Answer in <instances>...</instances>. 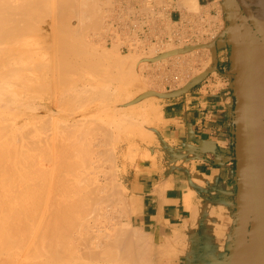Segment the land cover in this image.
I'll return each mask as SVG.
<instances>
[{"label": "crops", "instance_id": "0c3cea01", "mask_svg": "<svg viewBox=\"0 0 264 264\" xmlns=\"http://www.w3.org/2000/svg\"><path fill=\"white\" fill-rule=\"evenodd\" d=\"M243 1L264 13V0ZM171 7L173 21L222 12L228 28L215 43V62L232 73L234 88L213 93L201 81L163 101L160 131L170 153L145 159L127 179L129 226L156 244L177 230L196 241L204 230L226 229L220 241L236 243L237 258L197 254L192 264H264V31L239 0H173Z\"/></svg>", "mask_w": 264, "mask_h": 264}, {"label": "rangeland", "instance_id": "374dc122", "mask_svg": "<svg viewBox=\"0 0 264 264\" xmlns=\"http://www.w3.org/2000/svg\"><path fill=\"white\" fill-rule=\"evenodd\" d=\"M16 1H17V3H21V2H23V0H13V2L14 3H16ZM44 1H45V3H46V5L48 4V6H47V8H46V6H45V3H44ZM91 1V2H90ZM128 1V2H127ZM136 1L139 3V5H137V3H136ZM48 0V1H46V0H42V5L40 6V7H37V10H39V11H37L36 9H35V13H33V15H34V17H33V19L31 18V19H29V21L31 22L32 20H34V21H36L37 19V16H43V17H41V19H40V17H38V20H37V23L36 24H34V21H32V23H30V22H28V21H24V23H22V22H19L18 20V23L16 22V27L18 26L19 28V30H17V32H15L14 33V35H13V38H11L12 36L10 35V37L8 36V38H7V36L5 37V38H7V39H4V41H2V42H0V57H2V58H4L5 59V61L3 62L2 60H0V82L1 81H5L4 80V78L6 79V81H7V79H8V81L10 82V85H7V83H9V82H1L2 84V88L0 89L1 91H3L2 92V94H0V100H2L0 103V109L2 110L1 111V114L2 115H4V116H6V115H8V113L10 114V113H12V114H10V115H8V116H6L7 118L8 117H11L12 119L15 117V115H17V117H15L13 120H11V122H10V120H9V118L7 119L9 122H10V124L8 123V125L7 126H9V129H8V127L4 130V132L8 129L9 130V132H11V133H7L8 132V130H7V132H3V129L2 130H0V135H2V136H0V142H5V141H8V139H10L12 142V144H11V146H12V149L14 148V146L16 147V148H14L15 149V152H14V154L15 155H17V157H20L21 158V156H22V152L24 153L26 150H28V149H25L24 148V144L26 143L27 145V148H28V146H29V150L28 151H26L27 153L29 152V154H26V157H29V156H31V158H30V160L31 159H34V161L36 162L35 163V167H37L38 166V164L39 165H42L41 166V168H45V167H50V165H49V163H48V165H47V159H48V157H51V154H59V150H60V145L59 144H62V140L61 139H63V132H62V113L61 112H65L68 108H73V107H71V106H73L74 104H76L77 102L76 101H80V103L81 104H86L88 101V103L87 104H89V103H91L92 101H90V100H96V96H97V99L99 98V97H101V96H105V95H107V94H109V96H111L110 98H112V99H114L115 97H114V91H113V93L112 92H110V90L115 86L113 83H115L116 81H114L113 80V82H112V76L114 75V72L116 73V74H119V71H121V68L122 69H124V68H128V67H133L132 69L135 71V74H136V76H137V81H139V83H141V85H143V92L141 93V95L142 96H144L143 97V100H142V103H141V106H139L140 108L139 109H141V110H139V112H142L141 114H140V122H139V129L137 130V131H135V132H133L132 133V138H130L129 140H128V145L127 144H125L124 146H122L121 147V150H120V152L122 151V149L124 150V153L123 152H121L123 155V157H122V159H120L118 162H115L113 159L114 158H112V159H109V160H106V159H102L104 162H102L101 164H102V166L98 169L100 172H98V170H97V177L99 178V180H101V183H103V181H106V177H109L110 178V175L112 176V174H113V176H115V177H111L112 179L111 180H109V178H108V181L109 182H111L112 180V184H114V185H110V184H108V185H110V186H108L109 187V189H110V193L111 194H115L116 196H114V195H111V194H109L108 193V191L107 190H109L108 189V187H107V190H105V188L100 192L101 194H103V193H105L104 191H107L106 193H108V198H109V195H111L112 196V199L114 198V197H118V198H116V199H113L114 200V202H112V200H111V198L110 199H108L109 200V202L111 203H107L106 201H107V198H105L106 199V201H101V199H102V197L104 196V195H106V193L104 194V195H101V194H99V195H101L100 197H101V199H100V205H99V210L101 211L99 214H96L95 216H92L91 217V215H90V217H89V215L87 216H84L83 218H84V223L86 222V224H84V223H82V221L81 220H83V218H82V216H81V219L79 218V221H81V222H79L80 224H81V226H80V224H79V231L80 230H82V233L81 234H79V236L82 238V234H85V232H86V235H88L89 234V236L91 237V235H90V233H91V231H92V235H94L97 231H98V233H96V234H100V232H99V229L97 228V227H101V230H102V234H103V232L104 233H106V231L108 232H110V234H109V232L108 233H106V235H108V238L109 237H111V241H113V239H114V241H115V238H114V234L117 232H115V233H113L116 229L119 231L120 229H124L123 231H127V233H129L127 236L128 237H130L131 238V241H132V243H131V246H132V248L134 249V251L132 252V251H128L127 252V249H126V252H127V254H128V258H129V255H131L130 257L131 258H133V259H135V260H132V261H134L133 262V264H143L142 263V259H143V256H145L144 258L145 259H147V264H152L153 262H156V260H157V257H158V255L156 254L157 252H156V249H157V244L155 243V240L153 239V238H151V237H149V236H147L146 235V237H143V236H145V235H143V234H141V233H139L138 231H136V230H133L130 226H129V223H128V219H129V215H130V210H129V206H128V204H127V200H128V190H127V185H126V181H127V179L128 178H130L131 177V173H133L135 170H137L138 169V166L140 165V163L141 162H143L145 159H148V158H153V157H155L156 156V154L158 153V154H162V153H170V150H168L167 148H166V143H165V139L163 138V136H162V133H161V131H160V124H161V122H162V116H163V112H164V104H163V101L164 100H166V99H168L171 95H172V92L171 91H169V88H166L165 87V85L162 83V82H160V80L159 79H157V77H152V74H150L149 73V71L150 70H147L146 69V67L145 68H143L142 66L144 65V63L145 62H151V61H149V59L148 58H150V55H148V56H142V54L141 53H138V52H131V50H127V49H125L124 47H122V46H118V45H110V43H109V41H108V39H107V37H108V35H109V33H110V23H109V19L110 18H112V19H114V20H117V21H120V22H122V24H126L127 22H129L130 21V16H132V15H137L136 13L138 12V10H139V8L141 7V3H143V1H145V0H140V2H139V0ZM110 3V5H109V3ZM136 4H135V3ZM44 3V4H43ZM55 3V4H54ZM122 3H126V5L129 7V9L125 12V11H123V9H121L122 7ZM128 3V4H127ZM64 4V5H63ZM68 4V5H67ZM133 4V5H132ZM66 5V6H65ZM66 8H65V7ZM89 6V7H88ZM97 6V7H96ZM131 6V7H130ZM94 7V8H93ZM106 7V8H105ZM43 8V9H42ZM62 8V9H61ZM93 8V9H92ZM110 10H109V9ZM133 8V9H132ZM137 8V9H136ZM191 8H194V6H191ZM49 10V12L47 11V10ZM64 9V10H63ZM70 9V10H69ZM111 9H112V12H111ZM115 9V10H114ZM58 10H60V11H58ZM88 10H89V12H88ZM93 10V11H92ZM83 11V12H82ZM102 11V12H101ZM37 12L39 13V15L37 14ZM40 12H42L43 13V15L40 13ZM48 12V13H47ZM59 12V13H58ZM90 12L91 13H93V14H90ZM104 12V13H103ZM132 12V13H131ZM47 13V14H46ZM55 13V14H54ZM69 13H70V15H69ZM82 13V14H81ZM85 15H84V14ZM128 13V14H127ZM134 13V14H133ZM54 14V15H53ZM62 14V15H61ZM65 14H67V15H65ZM77 14V15H76ZM124 14V15H123ZM262 14V13H261ZM48 15V16H47ZM63 15H65V16H63ZM92 15V16H91ZM262 15H264V13L262 14ZM47 17V18H45V17ZM60 16H63L64 18H63V23H64V25L62 24V21H61V18H60ZM71 16V17H70ZM50 17V18H49ZM59 17V18H58ZM68 17H69V19H68ZM90 17H92V19L90 18ZM122 18V19H121ZM129 18V19H128ZM36 19V20H35ZM43 19V20H42ZM68 19V20H67ZM88 19V20H87ZM94 19V20H93ZM55 20V21H54ZM57 20L59 21L58 23H56L57 22ZM83 20H85V21H83ZM104 20V21H103ZM126 20V21H125ZM39 21V22H38ZM45 21V22H44ZM91 21H93L92 23H95V24H92L93 25V27H91V24H90V27L87 29V30H84V32H82L83 31V29L85 28V26L84 25H86V24H89ZM98 21V22H97ZM55 22V23H54ZM97 22V23H96ZM101 22V23H100ZM107 22V23H106ZM20 23V24H19ZM44 23V24H43ZM60 23V24H59ZM68 23V25H66V24ZM17 24H19V25H17ZM26 24V25H25ZM29 24H30V27H29ZM31 24L32 25H34V27L33 26H31ZM53 24L56 26V27H54L53 26ZM80 24V25H79ZM101 24V27L99 26ZM22 25H24V26H22ZM58 25H60V27L58 26ZM62 25H63V29H62ZM73 25V26H72ZM94 25H96V26H94ZM20 26H22L23 27V30H24V28L26 29V30H22V31H20V29H22V27H20ZM50 26V27H49ZM51 26H53V28L51 27ZM58 27H59V29H58ZM70 29H69V28ZM80 27H81V29H82V31H81V29H80ZM84 27V28H83ZM37 28H39V29H37ZM65 28V29H64ZM68 28V30L69 31H67L66 29ZM100 28V29H99ZM31 31H30V30ZM44 29V30H43ZM51 29H52V31H51ZM72 29H73V31H72ZM86 29V28H85ZM32 30H33V32H32ZM63 30H65V31H63ZM71 30V31H70ZM20 31V32H19ZM27 31V32H26ZM38 32V34H37V32ZM58 31H59V33H58ZM80 31V32H79ZM34 32H36V33H34ZM43 32V33H42ZM53 32V33H52ZM55 32H57V33H55ZM64 32V33H63ZM21 33V36L22 35H28L29 36V33L30 34H32V35H30V36H32L33 38H31L30 36H29V40L28 39H26L27 38V36H25V38L23 39V38H18L16 41L18 42H15V38H16V36L18 35V37H20L19 36V34ZM23 33V34H22ZM62 33V35H60ZM83 33V34H82ZM15 34H16V36H15ZM51 34H53L52 35V37H51ZM59 34V35H58ZM65 34H68V36L67 35H65ZM73 34V35H72ZM85 34V35H84ZM101 34V35H100ZM35 35V36H34ZM43 35H48L49 36V39L47 40V41H43V40H41V37L43 36ZM80 35V36H79ZM100 35V36H99ZM103 35V36H102ZM15 36V37H14ZM55 36V37H54ZM58 36V37H57ZM60 36H62V37H60ZM96 36V37H95ZM24 37V36H23ZM76 37V38H75ZM81 37V38H80ZM31 38V39H30ZM60 38H62L61 40H60ZM63 38H64V41L65 42H62L63 41ZM9 39H12V42H10L9 41ZM54 39V40H53ZM67 39V40H66ZM80 39V40H79ZM81 39H83V40H81ZM79 41V42H78ZM95 41V42H94ZM103 41V42H102ZM9 42V43H8ZM68 43L69 45L68 46H70L71 48H73L74 49V47H73V44L75 45V51H78V50H80L81 48H79L80 46H82L83 45V43H84V47L83 48H86L87 49V52L89 51V52H91L90 54H89V52H88V54L89 55H91V59H88L87 58V62L85 61L86 59L84 58H82V56H81V58L79 57H77L76 59H78V65H80V69H77V71L79 70V72H78V75H79V77H81L80 79H82V80H79V85L77 84V85H72L71 87L73 88V91H72V88H71V92H69V94H67V95H60L59 97H54V94L55 93H59L61 90H62V87H64L65 88V85H66V83H67V81H64L63 79H61V78H59L60 77V75L61 74H57V73H60V72H55V71H53V72H49L50 74H47V75H49V76H47V75H40V71H39V73L38 72H36L37 70H35V71H28V69H27V71L25 70V66H27V68L29 67V68H32L33 66H34V64H33V62H32V59L33 58H36L37 56H39L41 53H43L42 51H45V52H47V55H49V58H48V60H50L51 61V59H56L57 60V58H60V57H62V55H65V54H67V53H70L71 52V54L72 53H75V51L73 50V49H71L70 47L69 48H67V46L65 47L66 48V51H67V49H71L70 50V52L69 51H65L64 49H63V51H62V46H63V43H64V45H66L65 43ZM17 43V45L15 46V44ZM53 43V44H52ZM73 43V44H72ZM62 44V45H61ZM71 44V45H70ZM25 45V46H24ZM41 45H43V46H41ZM49 45V46H48ZM77 45H78V50H76V47H77ZM37 46H38V48H37ZM42 47V50H40V48ZM55 46V47H54ZM57 46H59V47H57ZM40 47V48H39ZM43 47H46V48H43ZM49 47V48H48ZM61 47V48H60ZM176 46H172L171 48H175ZM25 48V49H24ZM55 48V49H54ZM59 48V49H58ZM19 49H20V51H19ZM177 49V48H176ZM72 50L74 51V52H72ZM66 52L65 54L63 53V52ZM21 53V54H20ZM63 53V54H62ZM87 54V55H88ZM21 55V56H20ZM74 55V54H73ZM92 56H94V58H92ZM7 57H9V58H7ZM17 57H18V59H17ZM144 58V59H143ZM7 59H8V62H7ZM14 59H16V60H14ZM20 59V60H19ZM82 59H83V62L85 61V65H83L82 63ZM93 59V60H92ZM95 59L97 60V61H100L99 63L100 64H98L97 63V61H95ZM92 60V61H95L96 63H97V65H95V62H94V65L92 64L91 66L90 65H88V64H90V61ZM105 62V63H104ZM7 64V65H4V64ZM81 63V64H80ZM119 63V64H118ZM87 64V65H86ZM111 66H110V65ZM120 64H123V65H120ZM2 65L4 66V68L2 69ZM82 65L85 67L86 66V68L89 66L90 67V69L89 68H87V71H85L84 69H86V68H83L82 69ZM116 65V66H115ZM94 66H96V67H94ZM98 66H100V67H98ZM101 66H103V67H101ZM108 66V70L107 69H105L106 67ZM110 66V67H109ZM114 66L116 67V68H114ZM122 66H125V67H122ZM17 67H19V68H17ZM93 67L94 68H100L99 69V72H101V73H103L102 74V76H95L96 74H98V75H100L101 73H99L98 71H97V69H94V70H92L93 69ZM105 67V68H104ZM15 68V69H14ZM23 68V70H21V72H20V69H22ZM9 69H11V71H8ZM12 69H14V70H16V71H13ZM19 69V70H18ZM91 71V73L92 74H89V70ZM102 69V70H101ZM110 69H112L111 71H110ZM119 70V71H117L116 72V70ZM7 70V72L5 73L7 76H2L1 75V73H4V71H6ZM101 70V71H100ZM107 70V72H108V74L106 75V76H104L106 73L105 72H103V71H106ZM19 71V73L18 74H16L17 72ZM25 71L28 73H25ZM80 71H82V73L84 72L86 75L88 74V76L89 75H91L92 77H95V78H92L91 79V77L89 78L88 76H85V77H82L83 75H85L84 73H83V75H81L82 73H80ZM10 72H12V73H14L15 75H17V77L16 76H14L12 73H10ZM30 72H32V74H30ZM86 72H88V73H86ZM94 72V73H93ZM95 72H98V73H95ZM8 73V74H7ZM10 73V74H9ZM20 73H22V74H20ZM5 74H3V75H5ZM11 74L13 75L12 77H11ZM110 74V75H109ZM8 75H10V76H8ZM40 75V76H39ZM109 75V76H108ZM112 75V76H111ZM229 75H232V73L230 74L229 73ZM28 76V77H27ZM3 77V78H2ZM8 77V78H7ZM26 77V78H25ZM70 77V76H69ZM89 79H88V78ZM101 77H103V78H101ZM105 77H107V79H109V81H111V83L110 82H108V80L107 79H105ZM109 77V78H108ZM20 80V83H19V80ZM84 78V79H83ZM86 78V79H85ZM100 78L101 79H104V80H107V82H105L104 80V82L105 83H103V81L101 82L100 81ZM111 78V79H110ZM61 79V80H60ZM66 80H68L67 78H65ZM99 81H98V80ZM162 79V78H161ZM16 80H18V81H16ZM63 80V81H62ZM93 80V81H92ZM13 81H15L14 82V84L12 83ZM70 81H71V77H70ZM95 81V82H94ZM163 81V80H162ZM16 82H18V83H16ZM21 82H22V84H21ZM23 82H24V84H23ZM25 82H27V84L25 83ZM65 84L64 86H62V84L63 83ZM97 82V83H96ZM100 82V83H99ZM4 83H6V84H4ZM30 83V84H29ZM4 84V85H3ZM15 84H17V86H19L20 84H21V86H19L20 87V89L16 86V87H14L15 86ZM19 84V85H18ZM97 84H100V85H98L97 86ZM114 86H113V85ZM85 85V86H84ZM107 85V86H106ZM108 85H110V86H108ZM232 85H233V88H234V83H233V79H232ZM7 86H9L8 88H10L11 90H9L8 88H7ZM11 86V87H10ZM24 86H26L27 88H23ZM31 86V87H30ZM87 86V87H86ZM101 86V87H100ZM98 87V88H97ZM102 87H107V88H104V90L106 89H108L109 87V92H107L106 90L104 91L103 89H102ZM112 87V88H111ZM162 87V88H161ZM5 88V89H4ZM29 88H30V90H29ZM99 88L101 89V90H99ZM3 89V90H2ZM9 91H8V90ZM15 89H17V91L14 90ZM26 89V90H25ZM31 89H33V91L31 90ZM79 89V91H77ZM85 89L87 90V91H85ZM90 89L92 90V91H90ZM21 90H24V92H26L25 94H21L20 92H23V91H21ZM60 90V91H59ZM84 90V91H83ZM93 90H95V92L93 91ZM96 90H98V91H96ZM104 92H103V91ZM6 91V92H5ZM20 91V92H19ZM27 91H30V92H28L27 93ZM38 91V92H37ZM84 93H86V94H88V95H86V96H84V94H83V92ZM102 91V92H101ZM32 92V93H31ZM37 92V93H36ZM77 92L79 93L77 96H75L76 94H77ZM94 92V93H93ZM97 92H98V94H97ZM101 92V93H100ZM107 92V93H106ZM81 93V94H80ZM91 93H93V95H95V96H93ZM96 93V94H95ZM104 93V94H103ZM146 93V94H145ZM153 93V94H152ZM156 93V94H155ZM3 94H5L4 96H3V98L4 99H6V100H3V98H2V95ZM9 94V95H8ZM10 94H11V96H13L12 98H8V97H6V95L7 96H9V97H11L10 96ZM27 94V95H26ZM83 94V97L81 96ZM100 94V95H99ZM116 94V93H115ZM90 95V96H89ZM93 97H92V96ZM22 97V98H21ZM82 97V98H81ZM2 98V99H1ZM54 98V99H53ZM75 98H77L76 99V101H74V99ZM79 98V99H78ZM22 99L24 100L23 101V103L21 104V101H22ZM62 99V100H61ZM9 100H11L10 101V104H9ZM21 100V101H20ZM82 100H83V102H82ZM6 101V102H5ZM12 101H13V103H12ZM17 101V102H16ZM52 101V102H51ZM62 101V102H61ZM19 102V103H18ZM74 102H76V103H74ZM80 103H79V107H80ZM6 104V105H5ZM17 104V105H16ZM19 104V105H18ZM47 105L48 106V108H45V109H43V106L40 108V109H36V107L37 106H39V105ZM52 104V105H51ZM61 104V105H60ZM3 105V106H2ZM10 105V106H9ZM22 105H23V107H22ZM5 106V107H4ZM31 106V107H30ZM56 106V107H55ZM25 107V108H24ZM55 107V108H54ZM60 107V108H59ZM3 108H4V111H3ZM7 108H9L10 109V111H12V112H9V110L7 111L6 109ZM16 108H17V110H18V112L16 111ZM24 108V109H23ZM33 108H35L34 110H33ZM53 108V109H52ZM13 109V110H12ZM36 110V111H35ZM81 109H79V111H80ZM14 112H17V113H15V115H13L14 114ZM20 112V113H19ZM68 112H69V110H68ZM4 113V114H3ZM6 113V114H5ZM29 113V114H28ZM28 116V117H27ZM5 118V117H4ZM36 118V119H35ZM48 120V121H47ZM59 120H60V123H59ZM13 121V122H12ZM16 121V122H15ZM29 121H31V122H29ZM15 122V123H14ZM24 122V123H23ZM28 122V123H27ZM40 122V123H39ZM44 122V123H43ZM57 122V123H56ZM49 123V124H48ZM144 123V124H143ZM20 124V125H19ZM11 125V126H10ZM13 125V126H12ZM15 125V126H14ZM60 126V127H59ZM143 126V127H142ZM41 127V128H40ZM43 127V128H42ZM59 127V128H58ZM28 128V129H27ZM42 129V130H40V129ZM35 129V130H34ZM48 129V130H47ZM53 129V130H52ZM16 132H15V131ZM45 130V131H44ZM47 130V131H46ZM61 130V131H60ZM26 131H28V132H26ZM37 131V132H36ZM41 131V132H40ZM43 131V132H42ZM1 132H3V133H1ZM13 132H15V135H16V139H15V137H14V134H13ZM35 132V133H34ZM51 132V133H50ZM24 133H25V135H24ZM28 133V134H27ZM37 133V134H36ZM43 133H44V135H43ZM3 134H4V137H3ZM13 135L12 136V138L14 137V139H15V141H14V139H11V138H8L9 136H11V135ZM30 134V135H29ZM6 135H9V136H7L6 137ZM29 135V136H28ZM39 135V136H38ZM50 135V136H49ZM26 136H27V138H26ZM43 136H44V138H43ZM48 136V137H47ZM58 136H59V138H58ZM38 137V138H37ZM4 138H8L7 140L5 139V140H2V139H4ZM26 138V139H25ZM50 138V139H49ZM36 139V140H35ZM42 139V140H41ZM52 139H53V141H52ZM60 139V140H59ZM2 140V141H1ZM35 140V141H34ZM38 140V141H37ZM48 140V141H47ZM32 141V142H31ZM37 141V142H36ZM42 141H44V142H42ZM50 141H51V143H50ZM57 141V142H56ZM28 142H30V144L28 143ZM53 142V143H52ZM55 142H56V145H55ZM58 142H60V143H58ZM6 143V142H5ZM31 143H33L34 144V146H33V144H31ZM36 143V144H35ZM44 143V144H43ZM48 143H50V144H48ZM58 143V144H57ZM116 143H117V145H116ZM6 144H8V147L10 146L9 145V141L6 143ZM14 144V145H13ZM43 144V145H42ZM45 144H46V146H47V149H46V147H44L45 146ZM118 144H120L119 143V140H117V141H115V148H117V147H119V145ZM130 144H132L131 146H130ZM23 145V146H22ZM35 145H36V147H35ZM38 145H40V146H38ZM59 145V146H58ZM11 146L9 147V149L11 148ZM21 146V147H20ZM38 146V147H37ZM43 148H45V150L44 151H42L41 150V148L42 147ZM51 146L53 147V150H52V148H51ZM117 146V147H116ZM19 149H18V148ZM31 147V148H30ZM32 147H33V150H31L32 149ZM34 147L36 148V150L34 149ZM54 147H56V149L54 148ZM20 148H23L22 150H25V151H22V150H20ZM38 148H39V150H38ZM58 148V149H57ZM132 149V153H131V149ZM12 149H10V150H12ZM126 149H128V151L126 150ZM17 150H20V153L19 154H17L18 153V151ZM41 150V151H40ZM48 150V151H47ZM118 152H119V150H118V148L116 149ZM135 150V151H134ZM14 150H12V152H13ZM16 151H17V153H16ZM22 151V152H21ZM46 151V152H45ZM55 151V152H54ZM25 152V153H26ZM54 152V153H53ZM32 153V154H31ZM40 155H38V154ZM47 153V154H46ZM49 153V154H48ZM51 153V154H50ZM42 154V155H41ZM45 154V155H44ZM14 155V156H15ZM23 155H25V154H23ZM27 155H29V156H27ZM49 155V156H48ZM38 156V157H37ZM17 157H13L12 158V162H14L15 163V165H17L16 163V158ZM23 157V156H22ZM36 157V158H35ZM45 157H46V160H45ZM95 157V155H93L92 156V159ZM19 158V159H20ZM27 160H28V158H26ZM41 159V160H40ZM43 159V160H42ZM18 160V159H17ZM23 160V164H25V162L27 161V160H25V156L20 160V162ZM25 160V161H24ZM30 160H28V163H33V161L32 162H30ZM113 160V161H112ZM45 162V163H42V162ZM19 162V161H18ZM39 162V163H38ZM8 163V162H7ZM10 163V162H9ZM22 163V162H21ZM21 163H19V167L17 166V170H18V172H15V173H17V175L16 174H13V173H11V176H9L7 179L8 180H10V181H7L6 180V183H4L5 181V178H3V177H0V192L1 191H4V190H2L3 188H2V186L4 185L7 189H6V191L8 190L9 192H6V191H4V192H1L0 194V198L1 199H3L4 200V196H6V197H13V198H7L6 199V197H5V199L6 200H4V201H10V202H12V203H14L15 205H16V207H15V205L13 204V206H12V204H10L9 205V209H10V206H12L14 209H16V210H20V209H18V207H20L21 208V210L20 211H23L22 209L23 208H25L26 206H27V204L26 203H28V206H29V208H28V210H26L27 208H25V211H24V213L23 212H20V213H23L24 215H22V214H20V215H22L23 217H27L26 216V213H28V211H30L31 212V210L33 209L32 208V206L34 205V203H36V206L39 204V202H38V200H39V197H41L42 195H41V193H42V191H43V189H42V187L44 186V185H46V184H44L45 182L42 180V179H39V181L41 182H43V185L41 186V189H40V185H38V187H35V186H37L36 184H35V182L36 181H32L30 178H32V177H34L33 178V180H36L37 178H41V174L39 173V172H41V168H40V166H38V168H35L33 165V167L37 170V169H39L40 168V170H37V171H35L34 172V168L33 169H30V167H32L30 164V166L28 165H24V167H23V165L21 164ZM41 163V164H40ZM104 164V165H103ZM47 165V166H46ZM22 166V167H21ZM26 166V167H25ZM29 167V169L33 172V174H35L36 173V175H30V173L31 172H29L30 170L28 169L27 171H26V169L25 168H28ZM48 167V168H49ZM21 168V169H20ZM22 168H24L25 169V171H26V173L27 172H29V174L28 175H30V178L29 177H26L27 176V174L25 175V174H23V173H21L20 174V171L22 170ZM50 168H52V165H51V167ZM20 169V170H19ZM104 169H105V171H104ZM101 170H102V172H101ZM111 170V171H110ZM39 171V172H38ZM22 172H23V170H22ZM37 172H38V176H37ZM106 172H107V174H106ZM110 172V173H109ZM102 173V174H101ZM105 173V174H104ZM12 174L13 175H16L15 177H20L19 179H18V177H17V179H18V181H19V187H17V189H16V186H17V183H16V181L14 182L13 180H15L14 178H13V176H12ZM22 174H23V176H22ZM32 174V173H31ZM39 174H40V176H39ZM105 175V176H104ZM32 176V177H31ZM91 176H92V174H91ZM10 177H12V178H10ZM26 177V178H25ZM37 177V178H36ZM36 178V179H35ZM113 178H115V179H113ZM4 179V180H3ZM21 180L24 182V183H26V182H30V183H34L33 185H34V187L35 188H37V190H40V191H37V192H33L32 191V184H31V186H29L30 184L29 183H26V185L27 184H29V185H27L28 186V191H29V188H30V190H31V192L33 193V194H30V192H29V194H30V197H27L26 195H24V197H27V198H24L23 199V194H22V196H21V198H20V195H21V190L23 191V190H26L25 189V187H21V186H23V184L21 183ZM26 182H25V181ZM28 180V181H27ZM30 180V181H29ZM3 181V182H2ZM13 181V182H12ZM17 181V182H18ZM39 181H37V184H42V183H39ZM115 181V182H114ZM12 182V183H11ZM4 183V184H3ZM7 183H10V184H12V186H9V184H7ZM14 183V184H13ZM16 183V184H15ZM22 184V185H21ZM49 185H50V183H48ZM8 187H7V186ZM15 187H14V186ZM21 185V186H20ZM24 186H25V184H24ZM113 188H112V187ZM11 187V188H10ZM13 187V188H12ZM45 187V186H44ZM47 187V188H46ZM46 193L48 194V192H49V186L48 185H46ZM113 189V191L111 190V188ZM115 187V188H114ZM9 188V189H8ZM21 190H20V189ZM119 188V189H118ZM14 189V192L15 193H17V195H19V193H20V195H19V201L20 202H26L25 204H26V206H25V204H24V206H23V204L22 203H20V202H18V204L20 205H18V207H17V200H18V197H17V195L15 196V195H13V194H15V193H11V190H13ZM16 189V190H15ZM19 189V190H18ZM118 189V190H117ZM16 191H19V192H16ZM27 191V192H28ZM13 192V191H12ZM25 193H26V191H24ZM40 192V193H39ZM44 192V191H43ZM4 193V194H3ZM10 193V194H9ZM38 193V194H37ZM26 194H28V193H26ZM29 194H28V196H29ZM36 194V195H35ZM43 194V193H42ZM47 194H45V192H44V194H43V199H41L40 200V202L43 200H45L46 199V197H48V195ZM4 195V196H3ZM11 195V196H10ZM40 195V196H39ZM45 195H47V196H45ZM2 196V197H1ZM35 197V202H34V197ZM37 196H39V197H37ZM107 196V195H106ZM105 196V197H106ZM110 196V197H111ZM36 197H37V199H36ZM45 197V198H44ZM17 198V199H16ZM0 199V200H1ZM23 199V200H22ZM27 199V200H26ZM30 199V200H29ZM16 200V201H15ZM25 200V201H24ZM29 200V201H28ZM37 200V201H36ZM118 200H119V202H118ZM32 201L34 202V203H32ZM43 201L41 202V203H43ZM103 202V203H102ZM104 202L107 204H104ZM33 205H32V204ZM123 203V204H122ZM102 204H104V205H102ZM109 204V205H108ZM43 205L44 204H41L40 205V207H42L43 209L45 208V207H43ZM106 205V207H108L109 206V208H111L110 210H109V212L107 213V214H105L104 215V217H101V215H103V214H101V213H103L104 211H105V208L106 207H104ZM22 206H23V208H22ZM27 206V207H28ZM6 206H4V207H0V215L2 216L3 214H4V212L6 213L7 211H9V209H8V206L5 208ZM39 207V205L37 206V210H36V207L34 206V211H32L33 213H32V215H34V217H35V215H36V212L38 213V212H40V211H42L41 209L42 208H40ZM2 208V209H1ZM32 208V209H31ZM101 208V209H100ZM8 209V210H7ZM29 209H31V210H29ZM40 209V210H39ZM112 209H113V211H112ZM3 210V211H2ZM39 210V211H38ZM2 212V213H1ZM29 212V213H30ZM43 213H44V210L41 212V214H42V216H43ZM115 213V214H114ZM39 214V215H38ZM37 215L38 216H41L40 215V213H38ZM31 215V216H32ZM36 215V217H38ZM110 215V216H109ZM0 216V217H1ZM22 216H20V221H22V220H24L25 218H22ZM42 216H41V219H42ZM109 218H108V217ZM89 217V218H88ZM97 217H100V218H97ZM105 217H107V219H105ZM88 218V220H86L85 221V219H87ZM102 218H103V220H102ZM31 219V225L30 226H32L31 227V232L28 230V229H30V228H28V227H30L29 226V224H30V220H28V226H27V232H25L24 231V233H20L21 231H20V229H22L23 227V225H22V222H21V225L19 226L18 225V221H16L15 222V230L18 232V234H17V232H14V234H15V238H14V243L13 244H11V248H12V246H14V248L13 249H10V250H2V252L3 253H1V246H2V244H3V240H2V235H1V233H2V231L4 230V229H2V228H0V237H1V240H0V253L2 254V257H0V264H9L10 262V264H15V261H16V263L18 264H57V263H59V264H77V263H79V260H81L80 262V264H99V263H104L105 261L107 262H105L104 264H122V262H123V264H125L126 262H125V260L124 259H119L118 260V256L120 255L119 253H120V251H118V248H116L117 250H115V248H114V251H115V254H116V257H113L114 255H111L110 256V254L108 253V256H106V257H102L100 260H98V259H94V257H90L91 259L89 260V256L86 258V256L84 255V254H82L81 255V253L79 252V254H73V253H71L72 254V256H73V258H72V256L71 255H69V257L70 258H67L66 256L64 257V258H66L65 260L66 261H64V263H63V261H61V262H58V261H56V260H53V259H51L52 257H51V255L49 254V250H47V252L46 251H44V249L43 250H41L42 248H43V246L45 247V248H47L46 246H45V242L46 241H44V240H46V234H44V233H42V232H45V228H46V226H44V230H43V228H42V225L40 226V224H42L40 221H42L41 219H40V221H37L39 218H37V219H34L33 217L32 218H30ZM34 219V220H33ZM43 219H44V216H43ZM89 219H92V220H89ZM101 219V220H100ZM35 220L37 221V222H39V223H34L35 222ZM94 220V221H93ZM44 221V220H43ZM42 221V222H43ZM93 221V222H92ZM96 221H97V225L95 226V224H96ZM99 221L101 222V223H99ZM33 222V223H32ZM87 222H89V223H87ZM17 223V224H16ZM23 223H24V221H23ZM43 223H45V222H43ZM91 223V224H90ZM98 223H99V225H98ZM19 224H20V222H19ZM32 224H35L36 225V227L39 225L41 228H42V230L41 229H39V230H41V234H43L42 236H43V238H44V236H45V238H44V240H40L41 241V243H42V247L41 246H39L40 247V249H39V247L37 246V248L39 249V251H38V249L34 246L35 244H37V245H39L40 243H38L37 241H39V240H36L38 237H39V234L40 233H38V231L39 230H36V229H38V227L36 228V229H34V227L33 226H35V225H32ZM89 224H90V227H89ZM94 224V225H93ZM104 224V225H103ZM121 224V225H120ZM45 225V224H44ZM82 225L83 226H85V227H83L82 229H81V227H82ZM100 225H102V226H100ZM18 226H19V228H18ZM108 226V227H107ZM110 226H114L113 228H112V230L110 229L111 227ZM22 227V228H21ZM102 227H103V229H102ZM119 229H118V228ZM91 229V230H89V229ZM115 228V229H114ZM131 228V229H130ZM18 229V230H17ZM34 229V230H33ZM87 230V231H90V233H88L87 231H85V230ZM98 229V230H97ZM2 230V231H1ZM24 230V229H23ZM23 230H22V232H23ZM83 230L85 231V232H83ZM95 230V231H94ZM97 230V231H96ZM105 230V231H104ZM122 230H120V231H122ZM131 230V231H130ZM36 231H37V233H38V237L36 236V237H34L35 235L34 234H37L36 233ZM29 232V233H28ZM40 232V231H39ZM218 230L217 229H215V230H213V232H211V233H213V236H214V234H218ZM21 235H20V234ZM27 233L29 234V235H27ZM80 233V232H79ZM203 233H204V236L202 237V239H203V241H205L209 236V234H210V232H205V230L203 231ZM23 234H25V235H27V237L25 238V237H23ZM95 234V235H96ZM112 234V235H111ZM131 234L132 235H135V236H131ZM34 235V236H33ZM85 235V236H86ZM109 235H111V236H109ZM113 236V237H112ZM139 236V237H138ZM18 237V238H17ZM29 237V242H28V240L26 241V239ZM32 237H33V239H32ZM88 237V236H87ZM87 237H85V241H86V243H93V242H90L91 240H89V242H87ZM93 237V236H92ZM95 237V236H94ZM93 237V238H94ZM135 237V238H134ZM23 238V239H22ZM35 238V239H34ZM93 238H88V239H93ZM113 238V239H112ZM145 238V240H143ZM150 238V239H149ZM19 239V241L17 242L16 240H18ZM21 239V240H20ZM39 239H42V238H39ZM152 239V240H151ZM24 240V241H23ZM37 242H35V241ZM107 240H110V238L109 239H107V236H106V238H105V242H107L108 244L109 243H111L110 241H107ZM135 240H137V241H135ZM139 240V241H138ZM148 240V241H147ZM151 240V241H150ZM39 241V242H40ZM83 240H81V242H82ZM113 241V244H115V242ZM145 241V242H144ZM149 241H150V243L153 241V244L152 245H150L149 244ZM26 242V243H25ZM28 242V243H27ZM168 243H169V246H170V244H172V242L173 241H171V238H169V240L167 241ZM15 243H16V245H15ZM19 243V244H18ZM34 243V244H33ZM83 243V242H82ZM26 244V245H25ZM84 244H85V242H84ZM88 244V245H89ZM142 244V245H141ZM145 244H146V246H145ZM47 245V244H46ZM138 245V246H137ZM157 245V246H156ZM16 246H18L17 248H19V249H17L16 248ZM20 246V247H19ZM116 246V245H115ZM134 246V247H133ZM145 246V247H144ZM150 246H152V247H150ZM29 247V248H28ZM36 248V249H34V248ZM141 247V248H140ZM143 247V248H142ZM150 247V248H149ZM15 248H16V250H15ZM21 248V249H20ZM137 248H139V250L141 251L142 250V252H140ZM34 249V250H33ZM48 249V248H47ZM123 249V248H122ZM137 249V250H136ZM148 249L150 250V251H148ZM46 250V249H45ZM135 250H136V252H135ZM145 250V251H144ZM158 250V249H157ZM33 251H35L36 253H38L37 255H36V253L35 252H33ZM41 251V252H40ZM119 253H118V252ZM152 251V253H150ZM159 251V250H158ZM122 252H123V250H122ZM14 253V254H13ZM18 253V254H17ZM114 253V252H113ZM133 253V254H132ZM144 253V254H143ZM148 253H150V254H148ZM1 254H0V256H1ZM6 254H9V255H6ZM23 254V255H22ZM34 254L36 255V256H34ZM136 254H137V256H136ZM141 254V255H140ZM143 254V255H142ZM156 254V255H155ZM12 255H13V257H12ZM33 255V256H32ZM45 255V256H44ZM136 257H135V256ZM6 258H5V257ZM8 256H11V257H8ZM78 256H80V257H82V256H85V257H82L83 259L84 258H86V259H88V261L86 260H83L82 258H80V257H78V258H80L79 260H77L78 258L77 257ZM147 256V257H146ZM149 256V257H148ZM74 257H75V259H74ZM113 259H112V258ZM122 257V256H121ZM135 257V258H134ZM8 258V260H5V259H7ZM10 258V259H9ZM12 258V259H11ZM93 258V259H92ZM111 258V259H110ZM116 260H115V259ZM119 258H120V256H119ZM123 258V257H122ZM138 258V259H137ZM148 258H149V260H148ZM156 258V259H155ZM102 259H103V261L104 262H101L102 261ZM107 259H110V261L109 260H107ZM137 259V260H136ZM144 259V260H145ZM40 260V261H39ZM42 260V261H41ZM92 260H93V263H92ZM113 262H112V261ZM122 260H124V261H122ZM171 259H169V258H165V262L168 264V261L170 262V263H172V261H174L175 262V260L176 259H172L171 261H170ZM4 261H6V262H4ZM54 261V262H53ZM78 261V262H77ZM85 261V262H84ZM99 263H98V262ZM118 263H117V262ZM120 261V262H119ZM122 261V262H121ZM149 261H152V262H149ZM1 262H3V263H1ZM14 262V263H13ZM36 262V263H35ZM84 262V263H83ZM96 262V263H95ZM125 262V263H124ZM138 262V263H137Z\"/></svg>", "mask_w": 264, "mask_h": 264}, {"label": "bare ground", "instance_id": "6f19581e", "mask_svg": "<svg viewBox=\"0 0 264 264\" xmlns=\"http://www.w3.org/2000/svg\"><path fill=\"white\" fill-rule=\"evenodd\" d=\"M19 1V0H18ZM46 1H48V0H46ZM66 1V0H65ZM105 1V0H104ZM110 1V0H109ZM124 1V0H123ZM136 1V0H135ZM91 2V1H90ZM128 2V1H127ZM139 2H140V0H139ZM44 3H45V1H44ZM43 3V4H44ZM47 3V2H46ZM46 3H45V6H46V8H47V6H48V4L46 5ZM109 3V2H108ZM135 3V2H134ZM136 3H137V5H139V3L136 1ZM135 3V4H136ZM141 3V2H140ZM145 1H143V3H141V7L139 8V10H138V12L136 13L137 15L138 14H142V13H145V12H147L148 11V9H147V7L145 6ZM55 4V3H54ZM128 4V3H127ZM190 4V3H189ZM42 5V0H23V2H19V3H17V1H16V3H14L13 2V0H0V42H2V41H4V39H7L8 38V36L10 37V35L12 36L11 38H13V35H14V33L15 32H17V30H19L18 28V26L16 27L15 25H16V22L18 23V21L19 22H22V23H24V21L26 22V21H28V22H30L29 21V19H33V17H34V15H33V13H35L34 11H35V9L37 10V7H40ZM64 5V4H63ZM68 5V4H67ZM109 5H110V3H109ZM133 5V4H132ZM66 6V5H65ZM64 6V7H65ZM140 6V5H139ZM196 6V5H195ZM89 7V6H88ZM97 7V6H96ZM122 7V6H121ZM131 7V6H130ZM184 7V6H183ZM66 8V7H65ZM94 8V7H93ZM92 8V9H93ZM106 8V7H105ZM188 8V7H187ZM190 8V7H189ZM43 9V8H42ZM62 9V8H61ZM109 9V8H108ZM122 9V8H121ZM128 9H129V7H128ZM133 9V8H132ZM137 9V8H136ZM40 10V9H39ZM39 10H37V11H39ZM47 10V9H46ZM64 10V9H63ZM70 10V9H69ZM110 10V9H109ZM115 10V9H114ZM48 12H49V10H47ZM58 11H60V10H58ZM93 11V10H92ZM47 12V13H48ZM83 12V11H82ZM88 12H89V10H88ZM102 12V11H101ZM111 12H112V9H111ZM221 12V11H220ZM42 15H43V13L42 12H40ZM46 13V14H47ZM50 13V12H49ZM59 13V12H58ZM104 13V12H103ZM132 13V12H131ZM37 14L39 15V13L37 12ZM55 14V13H54ZM53 14V15H54ZM82 14V13H81ZM84 14V13H83ZM90 14H93V13H91L90 12ZM128 14V13H127ZM134 14V13H133ZM62 15V14H61ZM65 15H67V14H65ZM65 15H63V16H65ZM69 15H70V13H69ZM77 15V14H76ZM85 15V14H84ZM124 15V14H123ZM48 16V15H47ZM63 16H60V18H61V21H62V24L64 25V23H63ZM92 16V15H91ZM38 17H40V19H41V17H43V16H37V20H38ZM45 17V16H44ZM66 17V16H65ZM71 17V16H70ZM45 18H47V17H45ZM50 18V17H49ZM59 18V17H58ZM91 19H92V17H90ZM35 19V20H36ZM68 19H69V17H68ZM67 19V20H68ZM122 19V18H121ZM129 19V18H128ZM18 20V21H17ZM37 20L36 21H34V20H32V21H34V24H36L37 23ZM43 20V19H42ZM88 20V19H87ZM94 20V19H93ZM32 21L30 22V23H32ZM55 21V20H54ZM60 21V20H59ZM58 20H57V22L56 23H58L59 22ZM83 21H85V20H83ZM104 21V20H103ZM126 21V20H125ZM36 22V23H35ZM39 22V21H38ZM45 22V21H44ZM93 21H91L89 24H86V25H84L85 26V28L83 29V31H82V29H81V27H80V29H81V31L82 32H84V30H87L89 27H90V24L92 23ZM98 22V21H97ZM96 22V23H97ZM55 23V22H54ZM101 23V22H100ZM107 23V22H106ZM222 28H223V26H224V30L222 31V35H223V33H225L226 31H227V28H228V26H227V24H226V21H225V19H224V17H223V15H222ZM20 24V23H19ZM19 24H17V25H19ZM44 24V23H43ZM60 24V23H59ZM66 24V23H65ZM92 24H95V23H92ZM91 24V27H93V25ZM26 25V24H25ZM63 25H62V29H63ZM66 25H68V23L66 24ZM80 25V24H79ZM22 26H24V25H22ZM22 26H20V27H22ZM31 26H33L34 27V25H32L31 24ZM53 26L54 27H56L54 24H53ZM53 26H51L52 28H53ZM59 27H60V25H58ZM73 26V25H72ZM94 26H96V25H94ZM100 27H101V24L99 25ZM259 26H260V28L264 31V22L263 23H260L259 24ZM25 27V26H24ZM29 27H30V24H29ZM50 27V26H49ZM59 27H58V29H59ZM26 28V27H25ZM24 28V30H26ZM69 28V27H68ZM68 28L66 29L67 31H69L68 30ZM37 29H39V28H37ZM65 29V28H64ZM70 29V28H69ZM100 29V28H99ZM23 30V27H22V29H20V31H22ZM23 30V31H24ZM30 30V29H29ZM44 30V29H43ZM19 31V32H20ZM31 31V30H30ZM51 31H52V29H51ZM63 31H65V30H63ZM71 31V30H70ZM72 31H73V29H72ZM27 32V31H26ZM32 32H33V30H32ZM37 32V31H36ZM36 32H34V33H36ZM39 32V31H38ZM38 32H37V34H38ZM66 32V31H65ZM80 32V31H79ZM40 33V32H39ZM43 33V32H42ZM53 33V32H52ZM55 33H57V32H55ZM58 33H59V31H58ZM64 33V32H63ZM67 33V32H66ZM85 33V32H84ZM23 34V33H22ZM33 34V33H32ZM32 34H30L29 33V36L30 35H32ZM41 34V33H40ZM83 34V33H82ZM52 35L53 34H51V37H52ZM59 35V34H58ZM60 35H62V33L60 34ZM65 35H67L68 36V34H65ZM73 35V34H72ZM85 35V34H84ZM101 35V34H100ZM99 35V36H100ZM7 36V38H5ZM15 36H16V34H15ZM14 36V37H15ZM19 36L20 37H18V35L16 36V38H15V42H17L16 40L19 38H25V36H27V38L26 39H28L29 38V36L28 35H22L21 36V33L19 34ZM24 36V37H23ZM35 36V35H34ZM80 36V35H79ZM103 36V35H102ZM31 38H33L32 36H30ZM55 37V36H54ZM58 37V36H57ZM60 37H62V36H60ZM96 37V36H95ZM30 38V39H31ZM76 38V37H75ZM81 38V37H80ZM14 39V38H13ZM49 39V36L48 35H43L42 37H41V40H43V41H47ZM62 38H60V40H61ZM219 39V38H218ZM217 39V40H218ZM29 40V39H28ZM54 40V39H53ZM67 40V39H66ZM80 40V39H79ZM81 40H83V39H81ZM9 41L10 42H12V39H9ZM84 41V40H83ZM62 42H65L64 41V38H63V41ZM79 42V41H78ZM95 42V41H94ZM103 42V41H102ZM9 43V42H8ZM18 43V42H17ZM17 43L15 44V46L17 45ZM53 44V43H52ZM66 45H64V43H63V46H62V51H63V49L67 46V48H69L70 46H68L69 44L66 42L65 43ZM73 44V43H72ZM62 45V44H61ZM71 45V44H70ZM83 45H84V43H83ZM80 46L79 48H81L80 50H78V45H77V47H76V50H78V51H75V45L73 44V47H74V49L73 48H71V49H73L74 51H75V53H72L71 54V52H70V50L71 49H67V51H69L70 53H67V54H65L67 51H66V48L64 49L65 51L63 52L65 55H62V57H60V58H57V60L56 59H51V61L50 60H48V58H49V55H47V52H45V51H42L43 53H41L39 56H37L36 58H33L32 59V62H33V64H34V66L32 67V68H27V66H25L24 68H25V70L27 71V69H28V71L30 70V71H35V70H37L36 72H38L39 73V71L41 72L40 73V75H47V74H50L51 72H53V71H57V72H60V73H57L58 75L59 74H61L60 75V77L59 78H61V79H63L64 81H67V83H66V85L63 83L62 84V86H64L65 85V88L64 87H62V90L59 92V93H55L54 94V97H59L61 94L63 95H67V94H69V92H71V86L72 85H79V80H82V79H80L81 77H79V75H78V72H79V70L77 71V69H80L81 67H80V65H78L79 63H78V59H76L77 57L79 58H81V56H82V58L84 59H86L85 61L87 62V58L88 59H91L90 57H91V55H89L91 52H89V54H88V52H87V49L86 48H83L84 46ZM25 46V45H24ZM41 46H43V45H41ZM40 46V47H41ZM49 46V45H48ZM39 47V48H40ZM55 47V46H54ZM57 47H59V46H57ZM64 47V48H63ZM174 47V46H173ZM37 48H38V46H37ZM43 48H46V47H43ZM49 48V47H48ZM61 48V47H60ZM176 48V47H175ZM25 49V48H24ZM55 49V48H54ZM59 49V48H58ZM40 50H42V47L40 48ZM72 50V52H74ZM19 51H20V49H19ZM62 53V54H63ZM21 54V53H20ZM74 54V55H73ZM88 54V55H87ZM21 56V55H20ZM88 56V57H87ZM7 58H9V57H7ZM92 58H94V56H92ZM3 59V60H2ZM17 59H18V57H17ZM83 59H82V62H83ZM144 59V58H143ZM149 59V58H148ZM0 60H2L3 62L5 61V59L4 58H2V57H0ZM14 60H16V59H14ZM20 60V59H19ZM93 60V59H92ZM91 60V61H92ZM85 61L82 63L83 65H85L84 63H85ZM90 61V60H89ZM90 61V64H88V65H94V62L95 61H97L96 59H95V61H92L91 62ZM6 62V61H5ZM7 62H8V59H7ZM100 61H97V63L98 64H100L99 63ZM92 63V64H91ZM97 63L95 62V65H97ZM105 63V62H104ZM4 64V63H3ZM81 64V63H80ZM119 64V63H118ZM4 65H7V64H4ZM82 65V69L83 68H86V66L84 67ZM87 65V64H86ZM110 65V64H109ZM120 65H123V64H120ZM8 66V65H7ZM111 66V65H110ZM109 66V67H110ZM116 66V65H115ZM114 66V68H116ZM1 67V66H0ZM94 67H96V66H94ZM93 67V69L92 70H94V69H97V71L99 72V69L100 68H94ZM98 67H100V66H98ZM101 67H103V66H101ZM122 67H125V66H122ZM143 67V66H142ZM4 68V66L2 65V69ZM17 68H19V67H17ZM87 68H89L90 69V67L88 66ZM87 68L86 69H84L85 71H87ZM105 68V67H104ZM108 68V66L105 68V69H107ZM133 68V67H132ZM131 67H128V68H124V69H122L121 68V71H119L118 69L116 70V72L117 71H119V74H116L115 72H114V75L112 76V82H113V80L114 81H116L115 83H113L112 85L114 86L111 90L108 88L106 91L107 92H109V90H110V92H112L113 93V91H114V99H112V98H110L111 96H109V94H107V95H105V96H101V97H99L98 99H97V96H96V100L94 101V100H90V101H92L91 103H89V104H81L80 103V101L78 100V101H76V99L77 98H75L74 99V101H76V102H74V103H76V104H74L73 106H71V107H73V108H68L65 112H61L62 113V136H63V139H61L62 140V144H59L58 146L60 147V150H59V154H51V157H48V159H47V165H48V163H49V165H50V167H51V165H52V168H50L49 166V168L48 167H45V168H41V166L42 165H39L38 164V166H40V168H41V172H39L40 174H41V178H35L36 180H33V178L34 177H32V178H30V175H36V173L35 174H33V172L30 170V169H33L36 165H35V163L37 162H35L34 161V159H31L30 160V158H31V156H29V155H27V156H29V157H26V154H29V152L27 153L26 151H28L29 150V146H28V148H27V142L24 144V148L25 149H28V150H22L23 148H20V150H22V151H25L24 153L22 152V156L24 157L25 156V160H27L26 158H28V160H30V162H32L33 161V163H28V160L25 162V164L28 166L29 164L32 166V167H30V169H29V167L28 168H25L26 169V171L29 169L30 171L29 172H31L30 173V175H28L29 174V172H27L26 173V171H25V169L24 168H22V170H23V172H22V170L20 171V174L21 173H23V174H27V176L26 177H29L32 181H36L35 182V184L37 185V186H35V187H38V185H40V189H41V186L43 185V182L41 181H39V179H42L45 183L44 184H46V185H48L49 186V192H48V194L46 193V191L48 190H46V185H44L43 187H42V189H43V191L45 192V194H47L48 195V197H46V199L43 201V203H41L40 202V200L41 199H43L42 197H43V194H44V192L42 191V193H41V197H39V196H37V197H39V200L37 199V197H36V199L38 200V202H39V207H40V205L41 204H44L43 205V207H45L44 209L42 208V207H40V208H42L41 210L43 211L44 210V213H43V216H44V219H43V216H42V214H41V212L42 211H40V212H38V213H40V215L42 216V219H41V216H38L39 214L36 212V215L38 216V217H36V215H35V217H34V215H32V211H34L35 209H34V206L36 207V210H37V206H36V203H34L35 202V197H34V202L32 201V203H34V205L32 206V208L34 209H29V210H31V212L30 211H28V213H26V218L25 217H23L22 215H24L25 213H24V211H25V208H27L26 210H28V208H29V206H28V203H26V202H20L19 201V199L21 198V196H22V194H23V199L24 198H27V197H30V194H33L32 192H31V190H30V188L32 189V191L34 192H37V191H40V190H37V188H35L34 187V183H30V182H26L25 180V182L26 183H29V184H27V185H29V186H31V184H32V186L29 188V191L27 190L28 189V186L26 185V183H24L22 180H21V183L23 184V186H21V187H25V189L26 190H21L20 188V190H21V195H20V193H19V195H20V198H19V195H17V193H15L14 192V189L13 190H11V193L13 194V193H15V194H13V195H17V197H18V200H17V207H18V202H20V203H22L23 204V206H24V204L26 203L27 204V206H26V204H25V208H23V206H22V210L23 211H20L21 210V206L20 207H18V209H20V210H16V209H14L13 207V204L14 203H12V202H10L9 200L8 201H4V200H6L7 198H13L11 195V197H6V196H4V200L3 199H1L0 200V207H4V206H8V209H9V205L10 204H12V206H10V209H9V211H7L6 213L4 212V214L0 217V228H2V229H4L3 231H2V233H1V235H2V240H3V244H2V246H1V253H3L2 252V250H10V249H13L14 248V246H12V248H11V244H13L14 243V238H15V234H14V232H17L16 230H15V222L16 221H18V225L20 226L21 225V222H22V229H20L19 228V226H18V228L20 229V233L22 234V233H24V231L27 229V226H28V220H30V224H29V226L31 225V219L30 218H34V219H37V218H39L37 221H40V219L43 221V222H45V223H43L42 221H40L42 224H40L39 222H37L36 220H35V224L36 223H39L40 224V226L42 225V228H43V230H44V226H46V228H45V232H42V233H44V234H46V240H44V238H45V236H44V238H43V234H41V230H42V228L38 225L37 227H38V229H36L37 227H36V225L35 224H32V225H35V226H33L34 227V229H36V230H39V229H41V230H39L38 231V233H40L39 234V237H38V233H37V231H36V233L37 234H34L33 236L34 237H38L36 240H44V241H46L45 242V246L48 248H45L44 246H43V248L41 249V250H43L44 249V251H46L47 252V250H49V254L51 255V259H53V260H56V261H58V262H61V261H66L65 259L66 258H64L65 256L67 257V258H70L69 257V255H71L72 256V254L71 253H73V254H79V252L81 253V255L82 254H84L85 256H86V258L89 256V260L91 259L90 257H94V259L96 258V259H98V260H100L102 257H106V256H108V253L110 254V256L111 255H114L113 257H116V254H115V251H114V248H115V250H117L116 248H118V251H120V258H119V256L117 257L118 258V260L119 259H124L125 260V264H133V262L134 261H132V260H135V259H133V258H131L130 256L131 255H129V258H128V254L130 253H128L127 254V252L130 250V251H134V249L132 248V246H131V243H132V241H131V238L130 237H128L127 235L129 234V233H127V231H123L122 229H120V230H122V231H118L117 229L113 232V233H115L116 231V233L114 234L115 236H114V238H115V241H114V239H113V241L115 242V244H113V241H111V237H109L110 238V240H107V241H110L111 243H107V242H105L104 240H105V238H106V236H107V239H109L108 238V235H106V233H108L107 231H106V233H104L103 232V234L101 233L102 232V230H101V227H97L98 229H99V232H100V234H96V233H98V229L96 230L97 232L94 234V235H92V231H91V233H90V231H87V230H85V231H87L88 233H90V235H91V237L89 236V234L88 235H86V232L83 230V232H85V234H82L83 236H82V238L79 236V234H81L82 233V230H80L79 231V222H81L82 221V223H84L83 221H84V216H88L89 215V217H90V215H91V217L92 216H95L96 214H99L101 211L99 210V203H100V199H101V195H104L107 191H108V193L109 194H111L110 193V189H109V187L108 186H110V185H114V184H112L111 182L113 181H111V182H109L108 181V178L109 177H106V181H103V183H101V180H99V178L97 177V170L102 166V162H104L102 159L104 158V159H106V160H109V159H112V158H114L113 160L115 161V162H118L120 159H122V153L121 152H123L124 153V150L122 149V151L120 152V150H121V147L122 146H124L125 144H127L128 143V140L130 139V138H132V133L133 132H135V131H137L139 128V122H140V114L142 113V112H139V110H141V109H139L140 107L139 106H141V103H142V100H143V97L144 96H142L141 95V93L143 92V85H141V83H139V81H137V76H136V74H135V71L132 69ZM1 69V68H0ZM15 69V68H14ZM14 69H12L13 71H16V70H14ZM88 69V70H89ZM19 70V69H18ZM21 70H23V68L22 69H20V72H21ZM81 70V69H80ZM102 70V69H101ZM100 70V71H101ZM108 70V69H107ZM107 70L106 71H103V72H107ZM112 69H110V71H111ZM8 71H11V69H9ZM25 71V73H27ZM7 72V70L6 71H4V73H1V75L2 76H7L5 73ZM50 72V73H49ZM98 72H95V73H98ZM10 73H12V72H10ZM9 73V74H10ZM19 73V71L16 73V74H18ZM54 73V72H53ZM80 73H82V71H80ZM84 73V72H83ZM83 73L81 74V75H83ZM86 73H88V72H86ZM94 73V72H93ZM99 73H101V72H99ZM3 74H5V75H3ZM8 74V73H7ZM14 76H16L17 77V75H15L14 73H12ZM11 74V77L13 76ZM20 74H22V73H20ZM28 74V73H27ZM30 74H32V72H30ZM85 74V73H84ZM89 74H92L91 73V71L89 70ZM102 74L103 73H101L100 75H98V74H96L95 76H102ZM108 74V72L104 75V76H106ZM39 75V76H40ZM110 75V74H109ZM108 75V76H109ZM8 76H10V75H8ZM47 76H49V75H47ZM71 77V81H70V77ZM85 76H88V74L86 75H83L82 77H85ZM90 77H91V79L92 78H95V77H92L91 75H89ZM88 76V77H89ZM28 77V76H27ZM87 77V78H88ZM89 77V78H90ZM164 77H167V73L166 72H164L163 73V78ZM3 78V77H2ZM8 78V77H7ZM26 78V77H25ZM65 78H67L68 80H66ZM88 78V79H89ZM101 78H103V77H101ZM100 78V81L102 82L104 79H101ZM109 78V77H108ZM18 79V78H17ZM60 79V80H61ZM84 79V78H83ZM86 79V78H85ZM105 79H107V77H105ZM111 79V78H110ZM4 80L6 81V79L4 78ZM19 80V79H18ZM18 80H16V81H18ZM62 80V81H63ZM98 80V79H97ZM108 80V82H110L111 83V81H109V79H107ZM107 80H104L105 82H107ZM5 81H1V82H5ZM93 81V80H92ZM99 81V80H98ZM103 81V83H105ZM0 82V85L2 84ZM6 82H9L8 81V79H7V81ZM11 82V81H10ZM10 82L9 83H7V85H10ZM14 82L15 81H13L12 83L14 84ZM95 82V81H94ZM16 83H18V82H16ZM19 83H20V80H19ZM26 84H27V82H25ZM97 83V82H96ZM100 83V82H99ZM4 84H6V83H4ZM3 84V85H4ZM21 84H22V82H21ZM21 84L19 85V86H21ZM23 84H24V82H23ZM30 84V83H29ZM98 85H100V84H97V86ZM231 85H232V83H231ZM2 86V85H1ZM0 86V89L3 87H1ZM17 86V84H15V86L14 87H16ZM19 86H17L19 89H20V87ZM85 86V85H84ZM107 86V85H106ZM108 86H110V85H108ZM9 86H7V88H8ZM11 87V86H10ZM23 87V86H22ZM31 87V86H30ZM87 87V86H86ZM101 87V86H100ZM23 88H27L26 86H24ZM98 88V87H97ZM104 88H107V87H102V89L104 90ZM162 88V87H161ZM5 89V88H4ZM9 90H11L10 88H8ZM7 89V90H8ZM28 89V88H27ZM232 89H233V85H232ZM3 90V89H2ZM8 90V91H9ZM14 90V89H13ZM16 91H17V89H15ZM14 90V91H15ZM26 90V89H25ZM29 90H30V88H29ZM32 91H33V89H31ZM99 90H101L100 88H99ZM102 90V91H103ZM104 90V91H105ZM21 91H23V92H20L21 94L23 93V94H25L26 92H24V90H21ZM72 91H73V88H72ZM77 91H79V89L77 90ZM84 91V90H83ZM82 91V92H83ZM85 91H87L86 89H85ZM90 91H92L91 89H90ZM94 92H95V90H93ZM96 91H98V90H96ZM101 91V92H102ZM103 91V92H104ZM2 92L3 91H1L0 90V94H2ZM6 92V91H5ZM28 92H30V91H27V93ZM34 92V91H33ZM38 92V91H37ZM36 92V93H37ZM80 92V91H79ZM93 92V93H94ZM99 92V91H98ZM98 92H97V94H98ZM100 92V93H101ZM106 92V93H107ZM109 92V93H110ZM32 93V92H31ZM93 93H91L92 95H93ZM116 93V94H115ZM79 93L77 92V94L75 95V96H77ZM81 94V93H80ZM83 94H84V96H86V95H88V94H86V93H84L83 92ZM83 94L81 95L82 97H83ZM96 94V93H95ZM104 94V93H103ZM146 94V93H145ZM153 94V93H152ZM156 94V93H155ZM5 94H3L2 95V98H3V96H4ZM9 95V94H8ZM27 95V94H26ZM91 95V96H92ZM100 95V94H99ZM10 96H11V94H10ZM79 96V95H78ZM90 96V95H89ZM93 96H95V95H93ZM92 96V97H93ZM5 97V96H4ZM6 97H8V98H12L13 96H11V97H9V96H7L6 95ZM81 97V98H82ZM1 98V99H2ZM22 98V97H21ZM54 99V98H53ZM79 99V98H78ZM3 100H6V99H4L3 98ZM25 100V99H24ZM23 99H22V101H21V104L23 103V101H24ZM62 100V99H61ZM2 100H0V102H1ZM7 101V100H6ZM5 101V102H6ZM10 101L11 100H9V104H10ZM8 102V101H7ZM17 102V101H16ZM52 102V101H51ZM62 102V101H61ZM82 102H83V100H82ZM12 103H13V101H12ZM19 103V102H18ZM79 103H80V107H79ZM1 104V103H0ZM6 105V104H5ZM17 105V104H16ZM19 105V104H18ZM52 105V104H51ZM61 105V104H60ZM3 106V105H2ZM10 106V105H9ZM43 106V109H45V108H48V106L47 105H39V106H37L36 107V109H40L41 107ZM1 107V106H0ZM5 107V106H4ZM22 107H23V105H22ZM31 107V106H30ZM56 107V106H55ZM54 107V108H55ZM25 108V107H24ZM23 108V109H24ZM60 108V107H59ZM2 109V108H1ZM0 109V130H2L3 129V132H4V130L8 127V129H9V126H7L8 125V123L10 124V122H11V120H13L15 117H17V115H15V113H17L18 112V110H17V108H16V111L17 112H14V114L13 115H15V117L12 119L11 117H8L9 118V120H10V122L7 120L8 118L6 117V116H8V115H10V114H12V113H8V115H6V116H4V115H2L1 114V110ZM6 109V108H5ZM35 108H33V110H34ZM53 109V108H52ZM79 109H81L80 111H79ZM7 111L9 110V112H12V111H10V109L9 108H7L6 109ZM13 110V109H12ZM68 110H69V112H68ZM3 111H4V108H3ZM36 111V110H35ZM20 113V112H19ZM4 114V113H3ZM6 114V113H5ZM18 114V113H17ZM29 114V113H28ZM5 117V118H4ZM28 117V116H27ZM36 119V118H35ZM48 121V120H47ZM13 122V121H12ZM16 122V121H15ZM14 122V123H15ZM29 122H31V121H29ZM24 123V122H23ZM28 123V122H27ZM40 123V122H39ZM44 123V122H43ZM57 123V122H56ZM59 123H60V120H59ZM49 124V123H48ZM144 124V123H143ZM20 125V124H19ZM11 126V125H10ZM13 126V125H12ZM15 126V125H14ZM60 127V126H59ZM58 127V128H59ZM143 127V126H142ZM41 128V127H40ZM39 128V129H40ZM43 128V127H42ZM7 129V130H8ZM28 129V128H27ZM7 130L5 131V132H7ZM10 130V129H9ZM9 130H8V132L7 133H11V132H9ZM35 130V129H34ZM40 130H42V129H40ZM48 130V129H47ZM46 130V131H47ZM53 130V129H52ZM60 130V131H61ZM15 131V130H14ZM45 131V130H44ZM3 132H1V133H3ZM4 132V133H5ZM16 132V131H15ZM15 132H13V134H14V137H15V139H16V135H15ZM26 132H28V131H26ZM37 132V131H36ZM41 132V131H40ZM43 132V131H42ZM35 133V132H34ZM51 133V132H50ZM28 134V133H27ZM37 134V133H36ZM11 135V134H10ZM24 135H25V133H24ZM30 135V134H29ZM28 135V136H29ZM43 135H44V133H43ZM0 136H2V135H0ZM7 136H9V135H6V137ZM12 136L13 135H11V136H9L8 138H11V139H14V137L12 138ZM39 136V135H38ZM50 136V135H49ZM3 137H4V134H3ZM48 137V136H47ZM7 138V139H8ZM26 138H27V136H26ZM25 138V139H26ZM38 138V137H37ZM43 138H44V136H43ZM58 138H59V136H58ZM1 139V138H0ZM6 138H4V139H2V140H5ZM6 139V140H7ZM15 139H14V141H15ZM50 139V138H49ZM1 140V141H2ZM17 140V139H16ZM36 140V139H35ZM34 140V141H35ZM42 140V139H41ZM60 140V139H59ZM117 140H119V143L120 144H118L119 145V147H117L118 148V150H119V152L116 150L117 148H115V141H117ZM8 141H9V145L11 146V142L13 141H11L10 139H8ZM8 141H5L6 143L8 142ZM38 141V140H37ZM36 141V142H37ZM48 141V140H47ZM52 141H53V139H52ZM130 141V140H129ZM4 141L3 142H0V177H3V178H5V182L4 183H6V180L7 181H10V180H8L7 178L9 177V176H11V173H13V174H16L17 175V173H15V172H18V170H17V166L19 167L20 165H19V163H21L22 165H23V167H24V165L25 164H23V160L20 162V160L23 158L22 156H21V158L20 157H17V155H15L14 154V152H15V149L14 148H16L15 146H14V148L12 149V146H11V148L10 149H12V150H14L13 152H12V150H10L9 149V147H8V144H6ZM32 142V141H31ZM42 142H44V141H42ZM57 142V141H56ZM56 142H55V145H56ZM11 143V144H10ZM29 144H30V142H28ZM50 143H51V141H50ZM50 143H48V144H50ZM53 143V142H52ZM58 143H60V142H58ZM57 143V144H58ZM31 144H33V143H31ZM36 144V143H35ZM44 144V143H43ZM42 144V145H43ZM14 145V144H13ZM116 145H117V143H116ZM128 145V144H127ZM132 144H130V146H131ZM23 146V145H22ZM33 146H34V144H33ZM38 146H40V145H38ZM37 146V147H38ZM21 147V146H20ZM35 147H36V145H35ZM34 147V149L36 150V148ZM42 147V146H41ZM44 147H46V149H47V146H46V144H45V146ZM18 148V147H17ZM31 148V147H30ZM51 148H52V150H53V147L51 146ZM55 149H56V147H54ZM19 149V148H18ZM43 149V150H42ZM58 149V148H57ZM131 149V148H130ZM20 150H17L18 151V153H17V151H16V153L17 154H19L20 153ZM31 150H33V147H32V149ZM38 150H39V148H38ZM41 150L42 151H44L45 150V148H41ZM40 150V151H41ZM127 151H128V149H126ZM48 151V150H47ZM135 151V150H134ZM46 152V151H45ZM55 152V151H54ZM53 152V153H54ZM129 152V151H128ZM133 151H132V149H131V153H132ZM21 154V153H20ZM23 154H25V155H23ZM32 154V153H31ZM38 154V153H37ZM47 154V153H46ZM49 154V153H48ZM15 155V156H14ZM39 155V154H38ZM42 155V154H41ZM45 155V154H44ZM93 155H95V157L92 159V156ZM40 156V155H39ZM49 156V155H48ZM13 157H17L15 160H16V164L17 165H15V163L14 162H12L13 160H12V158ZM33 157V156H32ZM38 157V156H37ZM20 158V159H19ZM36 158V157H35ZM14 159V158H13ZM18 159V160H17ZM24 160V161H25ZM41 160V159H40ZM43 160V159H42ZM45 160H46V157H45ZM112 160V161H113ZM19 161V162H18ZM102 161V162H101ZM110 161V160H109ZM8 162V163H7ZM10 162V163H9ZM111 162V161H110ZM39 163V162H38ZM42 163H45L44 161L42 162ZM41 164V163H40ZM29 165V166H30ZM46 165V166H47ZM104 165V164H103ZM38 166L37 167H35V168H38ZM22 167V166H21ZM26 167V166H25ZM34 168V169H35ZM40 168L39 169H37V170H40ZM21 169V168H20ZM19 169V170H20ZM36 169L34 170V172L35 171H37ZM104 171H105V169H104ZM111 171V170H110ZM38 172H37V176H38ZM98 172H100L99 170H98ZM101 172H102V170H101ZM110 173V172H109ZM12 174V176H13V178L15 179V180H13L14 182L16 181V183H17V186H16V189H17V187H19V181H18V179L20 178V177H18V179H17V177H15L16 175H13ZM23 174H22V176H23ZM40 174H39V176H40ZM91 174H92V176H91ZM102 174V173H101ZM105 174V173H104ZM106 174H107V172H106ZM105 176V175H104ZM112 176H113V174H112ZM111 175H110V178H109V180H111L112 177ZM25 177V178H26ZM113 177H115V176H113ZM10 178H12V177H10ZM12 178V179H13ZM21 179V178H20ZM113 179H115V178H113ZM1 181V180H0ZM12 181V182H13ZM18 181V182H17ZM28 181V180H27ZM37 181H39V183H42V184H37ZM3 182V181H2ZM11 182V183H12ZM115 182V181H114ZM3 183V184H4ZM15 183V184H16ZM19 183V184H18ZM48 183H50V185L48 184ZM111 183V184H110ZM1 184V183H0ZM7 184H9V186H12V184H10V183H7ZM14 184V183H13ZM24 184H25V186H24ZM108 184H110V185H108ZM108 185V186H107ZM163 185V184H162ZM1 186V185H0ZM7 186V185H6ZM14 186V185H13ZM14 186V187H15ZM159 186V185H158ZM161 186V185H160ZM8 187V186H7ZM106 187V188H105ZM107 187H108V189L109 190H107ZM112 187V186H111ZM110 187V188H111ZM2 190H4V191H6V187L3 185L2 186ZM11 188V187H10ZM13 188V187H12ZM39 188V187H38ZM105 188V190H107V191H104L105 193H103V194H101L100 192L103 190ZM113 188V187H112ZM111 188V190L113 191V189ZM115 188V187H114ZM159 188H161V187H159ZM158 188V189H159ZM9 189V188H8ZM15 189V190H16ZM18 189V190H19ZM41 189V190H42ZM119 189V188H118ZM117 189V190H118ZM1 190V189H0ZM190 190V189H189ZM4 191H1V192H4ZM13 191V192H12ZM24 191H26V193H28L29 194V192H30V194H29V196H28V194H26ZM28 191V192H27ZM161 191L162 190H160L159 189V192L158 193H161ZM0 192V193H1ZM6 192H9L8 190L6 191ZM16 192H19V191H16ZM41 192V191H40ZM39 192V193H40ZM103 192V191H102ZM5 193V192H4ZM3 193V194H4ZM108 193H106V195H104L103 197H102V199H101V201H103L105 198H107V201H106V199L104 200V201H106L107 203H110L109 202V200L108 199H110L111 198V200H112V202H114V200L113 199H116V198H118V197H114L113 199H112V196L111 195H114V196H116L115 194H111V195H109V198H108ZM6 194V193H5ZM10 194V193H9ZM38 194V193H37ZM99 194H101V195H99ZM1 195V194H0ZM24 195H26L27 197H24ZM36 195V194H35ZM47 195H45V196H47ZM106 196V197H105ZM111 196V197H110ZM159 196H160V194H159ZM2 197V196H1ZM5 197H6V199H5ZM161 197V196H160ZM41 198V199H40ZM45 198V197H44ZM17 199V198H16ZM22 199V200H23ZM28 199V198H27ZM26 199V200H27ZM190 199V198H189ZM30 200V199H29ZM28 200V201H29ZM36 200V201H37ZM16 201V200H15ZM25 201V200H24ZM261 201V200H260ZM118 202H119V200H118ZM250 202V201H249ZM103 203V202H102ZM248 203V202H247ZM104 204H106L105 202H104ZM104 204H102V205H104ZM111 204V203H110ZM123 204V203H122ZM128 204V203H127ZM15 205V204H14ZM107 205V204H106ZM106 205L104 206V207H106ZM109 205V204H108ZM131 205V204H130ZM129 206V205H128ZM133 206V205H132ZM248 206V205H247ZM5 207V208H6ZM15 207H16V205H15ZM189 207V206H188ZM187 207V208H188ZM260 207H262V206H260ZM162 208V207H161ZM2 209V208H1ZM7 209V210H8ZM101 209V208H100ZM111 208H109V206L108 207H106L105 208V211L103 212V213H101V214H103V215H101V217H104V215L105 214H107L108 212H109V210H110ZM40 210V209H39ZM38 210V211H39ZM132 210V209H131ZM160 210V209H159ZM260 210V209H259ZM3 211V210H2ZM111 211V210H110ZM112 211H113V209H112ZM133 211H134V208H133ZM20 212H23V213H20ZM26 212V211H25ZM30 212V213H29ZM2 213V212H1ZM35 213V212H34ZM33 213V214H34ZM245 213H246V211H245ZM247 213H249V212H247ZM264 213V212H263ZM20 214H22V215H20ZM115 214V213H114ZM134 214V213H133ZM32 215V216H31ZM100 215V214H99ZM108 215V214H107ZM259 215V214H258ZM257 215V216H258ZM262 215V214H261ZM20 216H22V218H25L24 220H22V221H20ZM81 216H82V218H83V220H81V221H79V218L81 219ZM110 216V215H109ZM246 216V215H245ZM256 216V215H255ZM260 216V215H259ZM88 217V218H89ZM96 217V216H95ZM108 217V216H107ZM107 217H105V219H107ZM226 217V216H225ZM247 217V216H246ZM245 217V218H246ZM253 217V216H252ZM88 218L87 219H85V221L86 220H88ZM93 218V217H92ZM97 218H100V217H97ZM109 218V217H108ZM227 218V217H226ZM255 218V217H254ZM28 219V220H27ZM33 219V220H34ZM89 220H92V219H89ZM101 220V219H100ZM102 220H103V218H102ZM108 220V219H107ZM23 221H24V223H23ZM94 221V220H93ZM92 221V222H93ZM19 222H20V224H19ZM261 222V221H260ZM33 223V222H32ZM87 223H89V222H87ZM99 223H101L100 221H99ZM99 223H98V225H99ZM190 223V222H189ZM17 224V223H16ZM45 224V225H44ZM84 224H86V222L84 223ZM91 224V223H90ZM90 224H89V227H90ZM131 224V223H130ZM184 224V223H183ZM182 224V225H183ZM193 224V223H192ZM94 225V224H93ZM97 225V221H96V224H95V226ZM104 225V224H103ZM121 225V224H120ZM181 225V226H182ZM261 225V224H260ZM80 226H81V224H80ZM100 226H102V225H100ZM174 226H176V225H173V227ZM184 226H185V224H184ZM257 226V225H256ZM31 227L32 226H30V227H28V228H30V229H28L30 232H31ZM83 227H85V226H83L82 225V227H81V229L83 228ZM108 227V226H107ZM111 228V230H112V228L114 227V226H110ZM183 227V226H182ZM186 227V226H185ZM118 228V227H117ZM180 228V227H179ZM24 229V230H23ZM33 229V230H34ZM89 229V228H88ZM102 229H103V227H102ZM115 229V228H114ZM119 229V228H118ZM131 229V228H130ZM223 229H225V228H223ZM18 230V229H17ZM22 230H23V232H22ZM42 230V231H43ZM89 230H91V229H89ZM187 230V229H186ZM95 231V230H94ZM105 231V230H104ZM113 231V230H112ZM131 231V230H130ZM175 232V230H172V232ZM178 231V230H177ZM175 232V234H174V232H173V237L171 238V241H173L172 242V244H170V246H169V243L168 242H166V243H157V249L159 250H157L156 249V254L158 255V257H157V260H156V262H153L152 264H164V262H165V258H169V259H177L178 260V258H182V257H184V258H186L187 259V263L188 264H192L193 262H194V258H195V256L197 255V254H200L201 256H203L204 258H209V257H224V258H226V256H227V253H229L228 251H230V257H229V259L231 258V259H233V260H235L236 258H237V252H238V246H237V244L236 243H234V244H232V245H226L225 244V242H224V240H222V241H220L222 238H223V235H224V233H225V231H226V229L224 230V232H222V233H220V234H214V236H213V233H210L208 236V238L205 240V241H203V239H202V237L201 238H199V236H198V239L195 241V240H193V239H188V238H185V237H182L181 235H179V232ZM25 232H27V230L25 231ZM80 232V233H79ZM171 232V233H172ZM184 232V231H183ZM206 233H207V230L205 231ZM264 232V231H263ZM19 233V234H20ZM29 233V232H28ZM27 233V235H29ZM185 233H186V231H185ZM195 233V232H194ZM242 233V232H241ZM17 234H18V232H17ZM20 234V235H21ZM109 234H110V232H109ZM25 234H23V237H27V235H25ZM86 235V236H85ZM112 235V234H111ZM111 235H109V236H111ZM150 235V234H149ZM148 235V236H149ZM151 235H153V234H151ZM185 235V234H184ZM189 235V234H188ZM187 235V236H188ZM236 235V234H235ZM246 235V234H245ZM252 235H253V233H252ZM251 235V237H253ZM257 235H259V236H261V234H257ZM256 235V236H257ZM88 236V237H87ZM94 238H93V237ZM131 236H135V235H132L131 234ZM186 236V235H185ZM25 237V238H26ZM85 237H87L86 239H87V242H89V240H91L90 242H93V243H86V241L84 240L85 239ZM113 237V236H112ZM139 237V236H138ZM143 237H146V235L145 236H143ZM167 237V236H166ZM165 237V238H166ZM189 237V236H188ZM234 237H236V236H234ZM243 237H246V236H243ZM18 238V237H17ZM39 238H42V239H39ZM84 238V239H83ZM88 238H93V239H88ZM135 238V237H134ZM152 238V237H151ZM247 238V237H246ZM254 238V237H253ZM16 239V238H15ZM23 239V238H22ZM32 239H33V237H32ZM35 239V238H34ZM150 239V238H149ZM168 238H166V240H167ZM260 239H262V238H260ZM0 240H1V237H0ZM21 240V239H20ZM28 240V242H29V237L26 239V241ZM81 240H83L82 242H81ZM143 240H145V238L143 239ZM152 240V239H151ZM150 240V241H151ZM17 242L19 241V239L18 240H16ZM24 241V240H23ZM35 241V240H34ZM39 241H37L38 243H40L39 245H37V244H35L34 246L37 248V246L39 247V246H41L42 247V243H41V241L39 242ZM135 241H137V240H135ZM139 241V240H138ZM148 241V240H147ZM150 241H149V244L150 245H152L153 244V241L150 243ZM196 243H195V242ZM243 241V240H242ZM252 241V240H251ZM254 241V240H253ZM258 241V240H257ZM27 242V243H28ZM36 242V241H35ZM36 242V243H37ZM84 242H85V244H84ZM145 242V241H144ZM227 242V241H226ZM254 242H256V241H254ZM259 242V241H258ZM26 243V242H25ZM249 243V242H248ZM253 243V242H252ZM261 243V242H260ZM19 244V243H18ZM34 244V243H33ZM47 244V245H46ZM89 244V245H88ZM250 244V243H249ZM255 244V243H254ZM15 245H16V243H15ZM26 245V244H25ZM116 245V246H115ZM142 245V244H141ZM241 245V244H240ZM138 246V245H137ZM145 246H146V244H145ZM144 246V247H145ZM242 246L243 247H245L243 244H242ZM260 246V245H259ZM18 246H16V248H17ZM20 247V246H19ZM134 247V246H133ZM150 247H152V246H150ZM149 247V248H150ZM242 247V248H243ZM253 248H254V246H252ZM16 248H15V250H16ZM29 248V247H28ZM34 248V247H33ZM36 248H34V249H36ZM123 248V249H122ZM141 248V247H140ZM143 248V247H142ZM17 249H19V248H17ZM21 249V248H20ZM33 249V250H34ZM38 249V248H37ZM39 249H40V247H39ZM39 249H38V251H39ZM46 249V250H45ZM126 249H127V252H126ZM138 250H139V248H137ZM136 249V250H137ZM251 249V248H250ZM255 249H257V248H255ZM122 250H123V252H122ZM136 250H135V252H136ZM140 251V250H139ZM145 251V250H144ZM148 251H150L149 249H148ZM240 251V250H239ZM33 252H35V251H33ZM41 252V251H40ZM114 252V253H113ZM140 252H142V250L140 251ZM0 253V254H1ZM36 253V252H35ZM137 253V252H136ZM150 253H152V251L150 252ZM150 253H148V254H150ZM14 254V253H13ZM18 254V253H17ZM38 253H36V255H37ZM69 254V255H68ZM133 254V253H132ZM144 254V253H143ZM142 254V255H143ZM155 254V255H156ZM6 255H9V254H6ZM23 255V254H22ZM35 254H34V256H36ZM80 255V254H79ZM141 255V254H140ZM246 255V254H245ZM255 255V254H254ZM258 255V254H257ZM33 256V255H32ZM45 256V255H44ZM85 256H82V257H85ZM123 258H122V257ZM135 256V255H134ZM136 256H137V254H136ZM135 256V257H136ZM250 256V255H249ZM0 257H2V254H1V256ZM5 257V256H4ZM8 257H11V256H8ZM12 257H13V255H12ZM77 257V256H76ZM78 257H80V256H78ZM77 257V258H78ZM82 257H80V258H82ZM134 257V258H135ZM145 256H143V259H142V263L143 264H147V259H145L144 258ZM147 257V256H146ZM149 257V256H148ZM6 258V257H5ZM72 258H73V256H72ZM80 258H78L77 260H79ZM86 258H82L83 260H87L88 261V259H86ZM100 258V259H99ZM112 258V257H111ZM110 258V259H111ZM239 258V257H238ZM256 258H257V256H256ZM10 259V258H9ZM12 259V258H11ZM74 259H75V257H74ZM93 259V258H92ZM110 259H107V260H109L110 261ZM113 259V258H112ZM115 259V258H114ZM138 259V258H137ZM136 259V260H137ZM145 259V260H144ZM156 259V258H155ZM214 259V258H213ZM239 259H242V258H239ZM244 259V258H243ZM5 260H8V258L7 259H5ZM116 260V259H115ZM124 260H122V261H124ZM148 260H149V258H148ZM170 260V261H171ZM228 260V259H227ZM40 261V260H39ZM42 261V260H41ZM64 261H63V263H64ZM81 260H79V263H77V264H80L81 262H80ZM84 261V262H85ZM112 261V260H111ZM121 261V262H122ZM180 261V260H179ZM241 261V260H240ZM4 262H6V261H4ZM54 262V261H53ZM78 262V261H77ZM83 262V263H84ZM89 262V261H88ZM98 262V261H97ZM100 262V261H99ZM98 262V263H99ZM101 262H104L103 261V259H102V261ZM106 262V261H105ZM104 262V263H105ZM108 262V261H107ZM106 262V263H107ZM113 262V261H112ZM117 262V261H116ZM120 262V261H119ZM149 262H152V261H149ZM228 262V261H227ZM226 262V264H228ZM232 262V261H231ZM244 262V261H243ZM243 262H241V263H243ZM246 262H248V261H246ZM250 262H252V261H250ZM1 263H3V262H1ZM11 263V262H10ZM9 263V264H10ZM14 263V262H13ZM36 263V262H35ZM92 263H93V260H92ZM96 263V262H95ZM103 263V264H104ZM109 263V262H108ZM118 263V262H117ZM138 263V262H137ZM214 263V262H213ZM233 263V262H232ZM235 263V262H234ZM233 263V264H234ZM7 264V263H6ZM15 264H17L16 263V261H15ZM19 264V263H18ZM22 264V263H21ZM28 264V263H27ZM32 264V263H31ZM57 264H59V263H57ZM99 264H102V263H99ZM112 264V263H111ZM120 264V263H119ZM122 264H123V262H122ZM165 264H167L166 262H165Z\"/></svg>", "mask_w": 264, "mask_h": 264}, {"label": "built area", "instance_id": "2783aa9c", "mask_svg": "<svg viewBox=\"0 0 264 264\" xmlns=\"http://www.w3.org/2000/svg\"><path fill=\"white\" fill-rule=\"evenodd\" d=\"M172 1L145 0L148 11L130 16L126 24L110 18V45L150 55L151 62H145L143 68L169 88L171 96L201 81L213 93L232 90V76L219 71L215 62V43L224 30L222 12L184 13L180 20L173 21ZM122 9L128 10L126 3H122ZM164 72L167 77L163 78Z\"/></svg>", "mask_w": 264, "mask_h": 264}, {"label": "water", "instance_id": "95a60500", "mask_svg": "<svg viewBox=\"0 0 264 264\" xmlns=\"http://www.w3.org/2000/svg\"><path fill=\"white\" fill-rule=\"evenodd\" d=\"M239 2L251 22L256 24H260L264 22V15H262L261 13L260 15H257L249 8V6L243 0H239Z\"/></svg>", "mask_w": 264, "mask_h": 264}]
</instances>
